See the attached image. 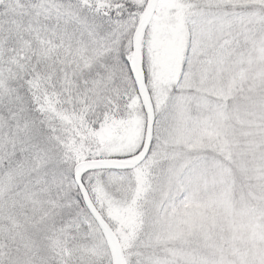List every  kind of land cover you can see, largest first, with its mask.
<instances>
[{"label": "snow or ice", "instance_id": "obj_1", "mask_svg": "<svg viewBox=\"0 0 264 264\" xmlns=\"http://www.w3.org/2000/svg\"><path fill=\"white\" fill-rule=\"evenodd\" d=\"M0 264H264V0H0Z\"/></svg>", "mask_w": 264, "mask_h": 264}]
</instances>
